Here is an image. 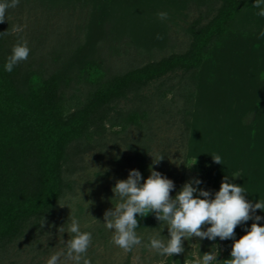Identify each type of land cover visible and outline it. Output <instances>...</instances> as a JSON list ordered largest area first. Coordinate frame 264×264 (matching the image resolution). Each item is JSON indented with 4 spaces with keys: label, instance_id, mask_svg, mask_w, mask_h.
Wrapping results in <instances>:
<instances>
[{
    "label": "rangeland",
    "instance_id": "374dc122",
    "mask_svg": "<svg viewBox=\"0 0 264 264\" xmlns=\"http://www.w3.org/2000/svg\"><path fill=\"white\" fill-rule=\"evenodd\" d=\"M107 1L111 2L112 7L104 15L98 10L100 0H19L17 7L7 11L5 25L14 36V46L27 42L30 49L27 60L35 59L36 63H43L50 69L58 67L63 72H69L71 80L65 88L69 93L73 89L84 91L88 88L84 83L86 74H80L85 64H99L106 76H110L146 61L184 51L189 42L191 22L198 18L204 21L208 5L214 0ZM247 1V7L219 41L212 58L201 71L200 81L197 80L200 86L195 99L196 121L192 128V133L196 136L207 126L213 131L212 128L224 129L223 126L227 124L229 129L231 121L240 112H244L243 103L252 105L251 97L256 100L263 98L264 103V36L260 35L264 31V17L257 15L260 9L254 7L255 0ZM160 12H166L167 19H160ZM16 25L22 26L24 30L13 33L12 29ZM158 35L163 38L157 39ZM177 80L178 77L167 80L163 87L176 83ZM160 92L161 80L152 82L141 90L143 106L150 108L152 117L148 123L151 135L148 167L141 169L139 161L134 157L133 140L139 132L136 127L131 126L126 132L118 134L108 130L105 143L92 145L80 153V166L73 176L76 181L74 192L62 200L61 204H65L64 206L60 205L69 219V225L51 228L48 234L41 237L44 253L34 255L27 250V246L21 247L18 252L14 250L4 264H47L57 252L65 253L60 258L62 264H74L66 256L67 241L72 239L68 231L72 220H77L80 228L98 222L104 226L105 211L114 208L116 205L112 201L119 199L114 196L112 188L117 180L126 179L131 169L150 175L151 166L173 180L175 190L178 191L186 182L198 178L202 183L197 187L210 191L214 198L216 172L213 157L217 155V149L211 148L216 144L211 142L208 150L205 148L195 156L185 157L182 125L179 115L175 114L176 103L180 105L182 98L176 96L171 101L172 94L168 91L165 98L167 100L163 101L165 108L171 106L172 110L161 115ZM230 94L240 100L239 110L229 107V99L232 100ZM146 102L152 105L148 106ZM138 103V98L132 96L121 102L120 106L135 108ZM255 115V110L249 108L241 118L243 124H251ZM112 130H118V127ZM194 138L192 143L197 144V138ZM163 149L167 153L166 159L162 164L161 161L153 164V158H158ZM236 173L240 174L235 177L239 181L242 178L241 171L234 172ZM246 199L252 203L259 201L253 194ZM256 215L264 217V210L258 209ZM252 223L253 220L250 219L237 226L235 239L243 236V230L250 229ZM257 223L264 225V219ZM209 226L205 225L202 230ZM60 228H63V233L59 231ZM104 228L107 242H102V239L96 241L91 246L95 248L94 252L86 253L87 259L94 257L93 264H121L127 259V264H167L166 255L156 256V250L143 243L126 252L112 242L115 230ZM165 237L164 235L163 239ZM182 242L185 251L174 254L171 264H202V257L206 252L217 255V261L213 264H225L231 258L234 240H220L217 237L213 241L191 237L182 238ZM82 262L83 260L81 264Z\"/></svg>",
    "mask_w": 264,
    "mask_h": 264
},
{
    "label": "trees",
    "instance_id": "16d2710c",
    "mask_svg": "<svg viewBox=\"0 0 264 264\" xmlns=\"http://www.w3.org/2000/svg\"><path fill=\"white\" fill-rule=\"evenodd\" d=\"M247 5V0H214L208 5L204 21L198 18L191 22L189 42L184 51L146 61L110 76H106L99 64H85L80 74H86L84 83L88 88L84 91L73 89L69 93L65 89L71 80L69 72L58 67L50 69L43 63H36L35 59L19 63L10 73L5 71L4 65L15 42L5 22L0 23V264L21 247L27 246L34 255L44 253L41 237L51 228L69 225L60 204L74 192L76 181L73 176L80 166V153L92 145L105 143L108 130L118 134L131 126L136 127L139 132L133 140L134 157L141 169L148 167L151 143L148 123L152 117L150 108L143 106L141 90L158 80H161V115L172 110L169 104L166 109L163 101L168 91L172 94L171 101L176 96L182 98L180 105L176 103L175 114L179 115L182 125L185 157L195 156L205 148L208 150L211 142L216 144L211 149H217L216 156L221 157L222 164H214V196L227 177L230 182L243 187L246 198L253 194L259 201H264L263 98L251 97L252 105L243 103L244 112L249 108L255 110L251 124H243L242 111L228 125L229 129L225 124V130L212 128L211 131L207 126L197 136L192 133L201 71ZM111 7L110 1L103 0L98 10L106 15ZM5 32L8 34H3ZM174 77H178L176 83L163 87ZM132 96L139 100L135 108L120 106ZM230 98L229 107L239 110L240 100L234 94H230ZM149 102L146 105L151 106ZM116 127L118 130H112ZM194 137L197 144L192 143ZM166 154L164 149L161 150L159 157L164 156L161 164ZM236 171H241L239 181L232 177ZM148 176V173L142 174V180ZM177 184L179 186L180 182ZM177 192L174 189L170 195L174 197ZM120 202V198L112 201L113 205ZM58 215L61 216L57 218ZM43 218L46 223L41 228ZM137 219L139 227L135 231L145 246L150 245V237L167 243L170 238L168 228L154 214L143 218L137 214ZM80 231L91 233V246L101 239L107 242L105 228L99 222L80 228ZM70 235L73 238L75 234ZM91 246L87 250L90 254L95 250ZM86 255L82 260L93 264L94 257L87 259ZM174 258V255L167 256V264ZM127 261L121 264H127Z\"/></svg>",
    "mask_w": 264,
    "mask_h": 264
},
{
    "label": "clouds",
    "instance_id": "9594fccd",
    "mask_svg": "<svg viewBox=\"0 0 264 264\" xmlns=\"http://www.w3.org/2000/svg\"><path fill=\"white\" fill-rule=\"evenodd\" d=\"M18 4L19 0H0V23L7 20V11ZM262 5L264 0H255L254 7L260 9L257 15L264 17ZM158 16L162 20L167 19L166 12H160ZM23 30L22 26L16 25L12 32L20 33ZM260 35L264 36V31H261ZM162 38L157 36V39ZM29 54L30 49L26 41L15 45L4 65L5 71L12 72L15 66L27 60ZM163 158L164 156L153 158V164H158ZM213 159L216 163L222 164L221 157L215 156ZM149 171L150 175L141 183L143 179L141 172L131 169L128 177L117 180L112 188L114 196H118L121 202L105 211L104 226L109 230H115L112 237L115 245L126 252L140 245L142 239L135 231L139 227L137 214L143 218L151 213L159 222L167 225L170 237L167 243L155 237L149 238L148 246L159 255L172 257L174 254L184 253L182 238L197 237L214 241L218 237L220 240H234L231 258L227 259L225 264H264V225L257 223L264 217L256 215L258 209L264 210V201L252 203L247 200L245 197L247 192L243 187L230 182L227 177L222 180L214 198L210 191L197 187L202 183L198 178L186 182L173 197L170 195L175 189L173 180L151 166ZM237 176L240 174H233L232 177ZM250 219L253 220L250 229L236 240V227ZM45 223L43 218L40 222L41 228ZM205 225L210 226L202 230ZM59 231L64 232L63 228ZM68 231L75 235L67 241V259L72 260L74 264H81L91 246L92 235L90 232H81L79 222L75 219L72 220ZM64 255L63 252H57L50 257L47 264H62L60 258ZM214 261H217V255L211 252L204 253L202 264H213ZM83 264H90V261L84 260Z\"/></svg>",
    "mask_w": 264,
    "mask_h": 264
}]
</instances>
